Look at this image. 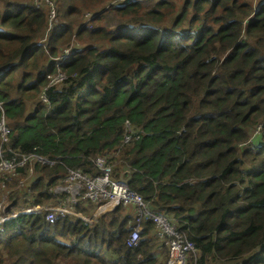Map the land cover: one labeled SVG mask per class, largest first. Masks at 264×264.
Listing matches in <instances>:
<instances>
[{
    "label": "trees",
    "instance_id": "16d2710c",
    "mask_svg": "<svg viewBox=\"0 0 264 264\" xmlns=\"http://www.w3.org/2000/svg\"><path fill=\"white\" fill-rule=\"evenodd\" d=\"M54 1L56 25L33 0H0V119L12 148L56 162L35 166L23 204L52 202L46 186L67 169L98 174L104 156L195 244L189 264H264V0ZM72 40L67 79L49 85ZM132 220L123 205L91 226L21 214L0 225V264H160L151 222L126 246Z\"/></svg>",
    "mask_w": 264,
    "mask_h": 264
},
{
    "label": "built area",
    "instance_id": "2783aa9c",
    "mask_svg": "<svg viewBox=\"0 0 264 264\" xmlns=\"http://www.w3.org/2000/svg\"><path fill=\"white\" fill-rule=\"evenodd\" d=\"M48 4L50 9L49 18L57 23L55 10L50 0H33L34 3ZM136 1V0H124ZM53 27L52 22L49 24ZM54 25V26H55ZM52 27H47L51 29ZM68 53V50H65ZM65 56H63L64 58ZM49 85H56L66 78L59 72L54 76H48ZM41 99L46 102V96L41 95ZM0 109L1 103H0ZM259 126L257 127L258 130ZM125 135L123 143L129 144L139 137L137 132H133L130 124L125 123ZM9 130L2 115L0 119V224L10 218L20 214H38L47 222H55L58 219L73 217L82 220L86 225H93L100 213L111 212L118 205L129 207L133 210V220L129 224V236L125 240L127 247H138L141 234L145 229V223L151 222L153 229L147 236L151 240L159 241L165 247V257L160 264H189L196 262L198 250L195 244L187 239L186 235L178 230L175 223L166 215L160 212H153L143 201L140 195L132 191L123 179L112 178V167L104 156H96L93 164L98 170V174L85 173L80 169H67L65 174L57 179L54 185L48 187V193L52 195L53 201L49 203L36 204L34 200L27 205L21 203L23 200L18 193L21 205L13 208L7 203L10 184L13 178L18 176V169L27 172V177L32 175L33 167L37 165L54 166L55 160L33 153H22L9 145ZM26 174V173H24ZM26 178V177H24ZM20 186L27 185L26 182H19ZM15 196V194H14ZM30 198V197H28ZM81 205V211H76V207ZM92 208L91 214L83 211ZM13 209V210H12ZM10 211V212H8ZM189 256V261L187 259Z\"/></svg>",
    "mask_w": 264,
    "mask_h": 264
},
{
    "label": "rangeland",
    "instance_id": "374dc122",
    "mask_svg": "<svg viewBox=\"0 0 264 264\" xmlns=\"http://www.w3.org/2000/svg\"><path fill=\"white\" fill-rule=\"evenodd\" d=\"M53 1V3L54 4H52V6H53V8H54V10H55V14H56V5H55V1L54 0H52ZM250 1V0H249ZM56 2H57V0H56ZM110 2H112V1H110ZM109 2V3H110ZM108 3V4H109ZM258 2H257V0H252V4H254V5H256ZM36 4H40V1H38V2H36ZM110 4H112V3H110ZM110 4L107 6V3L105 4V6H104V8L105 9H109V7H110ZM42 7H45L46 9V11H47V13H48V11H49V13L47 14V16H48V18H49V14H50V9L49 8H47V6L45 5V4H42L41 5ZM112 13V14H111ZM86 15H89V16H87V17H85L84 19H85V21H87V23H88V27H90L91 26V19L95 16V15H93V17L91 18V14L89 13V14H86ZM85 15V16H86ZM103 17H104V20H103V23H104V25H107V26H109V27H114V26H116V23L118 22V17L116 18V16H114L113 15V12L111 11V10H106V13L103 15ZM56 19H57V22L59 23V20H58V18L56 17ZM90 22V23H89ZM243 24H245V22H243ZM48 27H52V26H48ZM46 28H47V26H46ZM48 33V32H47ZM47 33L45 34L44 33V36L46 37L47 36ZM70 44L71 45H78V43H77V41L75 40L74 42H70ZM69 44V45H70ZM68 45V46H69ZM65 47H67V45L66 46H64L63 48H65ZM63 48H61V50L63 49ZM60 50V51H61ZM5 123H6V120H5ZM7 124V123H6ZM24 176H25V174H24V172L21 174H19V176L18 177H15V178H13V181L11 182V184H10V190L13 192V193H21V192H23L25 189H24V187L23 186H20V184H19V182L21 181V182H26V181H28L29 180V176L28 177H26V178H24ZM23 193H21V195H22ZM0 196H1V193H0ZM11 200L9 199L8 201H7V203L6 204H8L9 202H10ZM187 259H188V261H189V256H187Z\"/></svg>",
    "mask_w": 264,
    "mask_h": 264
},
{
    "label": "clouds",
    "instance_id": "9594fccd",
    "mask_svg": "<svg viewBox=\"0 0 264 264\" xmlns=\"http://www.w3.org/2000/svg\"><path fill=\"white\" fill-rule=\"evenodd\" d=\"M127 2H130V1H127ZM132 2H134V1H132ZM124 3H126V2H124ZM57 24V23H56ZM55 26H53L51 29H49V28H46V30H45V34L49 31H51L53 28H54ZM46 39V37L45 36H43V38L42 39ZM45 39L43 40V43L45 42ZM72 42H74V40H72L71 41V43ZM65 50H68V53L66 54L65 53ZM77 50H79V48H78V45H69V46H67V47H65V48H63L60 52H59V54H58V57H57V59H56V62H57V64H56V67H57V70H56V74L57 73H59V72H61V73H63L64 74V76H65V78H66V75H65V72L64 71H60V65L61 64H63V63H66V62H69V60L71 59V54L74 52V51H77ZM63 56H65L64 58H63ZM48 78V77H47ZM67 79V78H66ZM61 83V82H60ZM59 84V83H58ZM43 101V100H42ZM5 119V118H4ZM10 143V142H9ZM37 165V164H36ZM35 165V166H36ZM35 166L33 167V172H32V175L29 177V180L28 181H26V183H27V185H24L23 187H24V191L23 192H25L24 193V195H25V197H30V198H32V197H35L36 196V192L34 191H32V189H31V184L33 183V178L35 177L34 176V169H35ZM43 166H45V165H43ZM23 172H24V170H22ZM26 174H25V176L24 177H27V172H25ZM18 176H19V173H18ZM17 176V177H18ZM123 179V178H122ZM124 180V179H123ZM125 181V180H124ZM57 182V181H56ZM55 182V183H56ZM54 183V184H55ZM54 184H52V185H54ZM51 185H48V186H46L44 189H43V191H45L46 193H48V187H50ZM35 193V194H34ZM41 193H39L38 192V195H40ZM21 203H23V202H21ZM21 203H20V200H19V203L17 204V205H21ZM11 207V206H10ZM15 207V206H14ZM13 207V208H14ZM115 209V208H114ZM113 209V210H114ZM13 210V209H12ZM8 212H10V211H8ZM109 213V212H108ZM21 215V214H20ZM19 216V215H18ZM17 217V216H16ZM15 218V217H14ZM73 218V217H72ZM11 219V218H10ZM9 220V219H8ZM7 221V220H6ZM6 221H4V222H2L0 225H2L3 223H5ZM128 230H129V227H128Z\"/></svg>",
    "mask_w": 264,
    "mask_h": 264
},
{
    "label": "crops",
    "instance_id": "0c3cea01",
    "mask_svg": "<svg viewBox=\"0 0 264 264\" xmlns=\"http://www.w3.org/2000/svg\"><path fill=\"white\" fill-rule=\"evenodd\" d=\"M130 213H131V210H130ZM162 255V254H159V256ZM159 262H161V260H159Z\"/></svg>",
    "mask_w": 264,
    "mask_h": 264
}]
</instances>
